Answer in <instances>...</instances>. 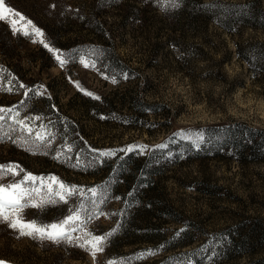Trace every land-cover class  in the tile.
<instances>
[{
  "label": "rangeland",
  "instance_id": "obj_1",
  "mask_svg": "<svg viewBox=\"0 0 264 264\" xmlns=\"http://www.w3.org/2000/svg\"><path fill=\"white\" fill-rule=\"evenodd\" d=\"M5 2L68 62L61 67L39 38L0 21V108H15L33 128L31 136L10 132L19 128L12 113L0 121V135L10 133L0 140V165L80 190L66 203L27 208L24 218L55 223L83 205V230L112 234L94 260L75 244L0 223V260L264 264V155L208 150L201 130L232 121L264 128V0H178L175 8L161 0ZM40 131L51 134L44 144L35 141ZM106 181L93 197L88 190Z\"/></svg>",
  "mask_w": 264,
  "mask_h": 264
},
{
  "label": "snow or ice",
  "instance_id": "obj_2",
  "mask_svg": "<svg viewBox=\"0 0 264 264\" xmlns=\"http://www.w3.org/2000/svg\"><path fill=\"white\" fill-rule=\"evenodd\" d=\"M161 2L163 6L173 8L179 6L178 0H161ZM0 21L8 22L13 34L19 33L24 36L39 38V43L55 56L61 67L68 62L63 52L51 47L49 43L45 42L43 39L44 33L37 28L31 20H28L23 14L8 6L5 0H0ZM33 42H36V40ZM80 62L85 67H94V62H87L83 56ZM115 82L116 80L113 78V83ZM20 87L24 88L25 85L21 84ZM40 87L42 88L43 86ZM77 87H79V85H77ZM7 90L11 91L10 88ZM25 94L27 95V93ZM36 94L43 95L40 91H37ZM85 94L89 96L93 95L90 92H86ZM94 98L99 99V97ZM10 113L14 114L10 117L14 124L19 126L18 129L10 127V132L20 130L31 136L33 128L26 123L25 120L19 118V113L15 108H0V121H4L5 117ZM34 119H39V117ZM41 128L46 129V126L41 125ZM2 129L3 125L0 124V130ZM6 135H10V133L0 135V140ZM50 135V132L47 131L36 132L35 141L44 144L47 137ZM197 139H199V137H197ZM21 142L27 144L28 140L22 137ZM127 150L131 151V146ZM113 154L112 152L101 153L102 156H110ZM20 173H24V169L20 168L17 164L9 163L0 165V179L9 175L18 176ZM77 191L80 190L75 186L64 184L55 177H48L47 180H45L43 177H36L31 173H24L21 180L7 184L0 183V223H6L9 228L17 231L20 236H27L41 241H51L53 243L67 242L75 244L88 251L95 260L97 254L104 251V245L112 233L93 235L89 231H84L83 225L86 224L87 221L83 218V213L85 211L83 205L79 208L71 209L69 215L55 223L45 224L37 219L26 220L23 215L24 210L27 208L43 209L50 204H56L58 202L66 203L67 199L73 196ZM88 191L92 193L93 197L97 195L96 188L89 189ZM93 218L94 214H89L87 216L88 220ZM78 229L82 231V235L74 237L73 233ZM0 264H7V262L0 260ZM109 264H115V262L109 261Z\"/></svg>",
  "mask_w": 264,
  "mask_h": 264
},
{
  "label": "trees",
  "instance_id": "obj_3",
  "mask_svg": "<svg viewBox=\"0 0 264 264\" xmlns=\"http://www.w3.org/2000/svg\"><path fill=\"white\" fill-rule=\"evenodd\" d=\"M201 130L203 131L204 136L210 141L207 146L208 150L229 146L236 150L240 157H242L245 150H250L251 155L249 154L248 157L251 159H257L261 157V155H264V128L247 125L243 122L232 121L226 125L207 126ZM255 137H257V140ZM204 148V145H200V150H203ZM127 157L128 156H123L118 159L113 170L117 171L120 168L122 161ZM78 159L90 162L95 158L85 154H79ZM97 160H99L98 163L102 165L106 159L99 157ZM104 188L108 190L109 182L106 181L97 185V193L104 194Z\"/></svg>",
  "mask_w": 264,
  "mask_h": 264
}]
</instances>
